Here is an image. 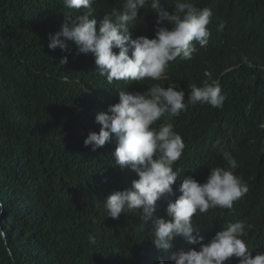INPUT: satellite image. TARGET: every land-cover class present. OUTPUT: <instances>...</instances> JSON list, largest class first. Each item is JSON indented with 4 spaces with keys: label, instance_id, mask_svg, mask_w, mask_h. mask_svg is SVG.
Instances as JSON below:
<instances>
[{
    "label": "clouds",
    "instance_id": "1",
    "mask_svg": "<svg viewBox=\"0 0 264 264\" xmlns=\"http://www.w3.org/2000/svg\"><path fill=\"white\" fill-rule=\"evenodd\" d=\"M61 1L62 25L47 47L94 62L109 101L90 115L94 132L83 141L103 147L110 164L99 212L133 217L135 237L149 235L156 253H170L169 264H264V205L242 210L251 197L246 176L264 162V117L255 118L264 95L218 135L199 121L226 107L228 89L264 88L256 46L213 36L218 3ZM67 62L65 55L60 64ZM232 134L261 150L222 152L218 143ZM177 237L186 245L171 251ZM0 248L11 259L2 227Z\"/></svg>",
    "mask_w": 264,
    "mask_h": 264
},
{
    "label": "trees",
    "instance_id": "2",
    "mask_svg": "<svg viewBox=\"0 0 264 264\" xmlns=\"http://www.w3.org/2000/svg\"><path fill=\"white\" fill-rule=\"evenodd\" d=\"M191 2L218 3L213 36L251 42L264 62V0ZM60 3L0 0V227L12 253L10 259L0 248V264H169L170 253H156L149 235L135 237L139 224L133 217L114 220L97 209L110 164L103 147L92 151L83 141L94 132L90 115L109 101L92 72L94 62L70 46L71 54L47 47L49 34L62 25ZM65 55L68 62L61 65ZM226 94L222 111L199 120L217 135L246 117L264 88ZM262 117L264 109L255 116ZM246 177L251 197L242 210L252 211L264 205V162ZM172 243L171 251L186 245L180 237Z\"/></svg>",
    "mask_w": 264,
    "mask_h": 264
},
{
    "label": "bare ground",
    "instance_id": "3",
    "mask_svg": "<svg viewBox=\"0 0 264 264\" xmlns=\"http://www.w3.org/2000/svg\"><path fill=\"white\" fill-rule=\"evenodd\" d=\"M220 150L225 151H230L232 152V154L240 152V151H260L261 149L259 148H254L253 146H249L246 144H243L241 142H239L236 139V136L234 134L230 135L229 140L226 142V145L221 148ZM189 150L185 147L183 150V154L188 153Z\"/></svg>",
    "mask_w": 264,
    "mask_h": 264
}]
</instances>
